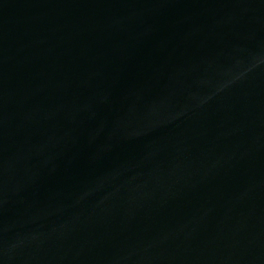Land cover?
Here are the masks:
<instances>
[{
	"label": "water",
	"instance_id": "obj_1",
	"mask_svg": "<svg viewBox=\"0 0 264 264\" xmlns=\"http://www.w3.org/2000/svg\"><path fill=\"white\" fill-rule=\"evenodd\" d=\"M0 264H264V0H0Z\"/></svg>",
	"mask_w": 264,
	"mask_h": 264
}]
</instances>
